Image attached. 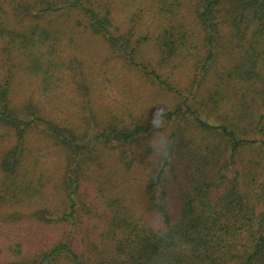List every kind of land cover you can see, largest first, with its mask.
<instances>
[{
	"label": "trees",
	"instance_id": "obj_1",
	"mask_svg": "<svg viewBox=\"0 0 264 264\" xmlns=\"http://www.w3.org/2000/svg\"><path fill=\"white\" fill-rule=\"evenodd\" d=\"M0 264H264V0H0Z\"/></svg>",
	"mask_w": 264,
	"mask_h": 264
},
{
	"label": "rangeland",
	"instance_id": "obj_2",
	"mask_svg": "<svg viewBox=\"0 0 264 264\" xmlns=\"http://www.w3.org/2000/svg\"><path fill=\"white\" fill-rule=\"evenodd\" d=\"M100 66H97V68H95V73L98 75L97 71L99 72V74L102 72L100 69Z\"/></svg>",
	"mask_w": 264,
	"mask_h": 264
}]
</instances>
